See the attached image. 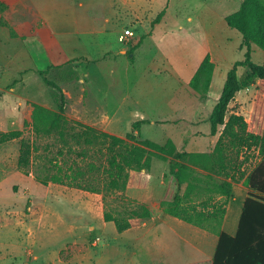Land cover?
<instances>
[{"label":"rangeland","instance_id":"374dc122","mask_svg":"<svg viewBox=\"0 0 264 264\" xmlns=\"http://www.w3.org/2000/svg\"><path fill=\"white\" fill-rule=\"evenodd\" d=\"M2 1L8 5V9L6 8L7 12L4 13V16L1 13L0 16L4 17L8 25L10 23L13 26L9 25V28L0 24V51L7 50L6 54L8 55L5 59L0 57V131L6 132L11 131L9 128L15 129L13 121L10 122V126L4 124L6 121L8 122L4 114L13 111V109L15 112L18 111L22 115L21 117L28 118V122H26L29 125L24 126L23 123L21 130L23 131L22 138L32 145L30 165L26 169L29 175L35 179L45 180L48 184H54L51 179L59 177L66 184L62 185L63 188L67 187V190L86 193L87 198L84 199V202H96V199L100 198L102 201L101 216L104 215V212H108L116 217H125L129 209L133 208L135 204H139V202L126 196L124 191L105 189L107 181L104 173L106 150L102 145L78 146L69 136L64 142L54 135L36 136L34 133L31 126L32 104H38L50 110H56L57 107L54 98V93L57 94L56 90L47 85L44 76L37 72L49 65L54 66V68L50 69L45 77L56 82L63 91L66 97L64 115L71 125L76 126V122H81L97 130L112 134L110 129L105 127L107 123L103 119V115L99 111L92 113V110L96 111L95 107L85 105L90 101L100 102L98 95L101 93L99 92L101 88H105L107 85L100 81V79L103 81L106 79L105 77L100 78L101 74H95L93 71L95 74V78H93L86 73L88 68L90 70L95 68L119 79L120 83L112 82V84L122 88L123 92L134 90L136 94L143 91L147 98H154V103L163 107V114H160L159 108L156 109L158 112L145 114L148 119L150 118V123H145L140 128V133L137 136L138 141L149 139L164 144L166 140L171 139L177 149L211 151L219 134L210 136L207 119L219 97L220 92L218 91L223 86V79L227 71L223 75H219V72L225 70L228 64H230V69L233 65L231 62L244 58V49L240 51L237 48L238 45H235L237 37H241L235 29L228 28L231 31V40L228 45H224L226 58L219 63L218 74L212 83L211 99L202 102L193 90L184 85L179 87L177 80L175 81L176 75H179L189 82L201 62L197 63L198 58H194L200 53L197 46L202 43L205 36L208 38L209 33L207 35L200 30L202 27L199 24L194 25L189 32L178 31L177 29H174V32H164L162 31L164 28L156 27L151 36L148 37L150 34H147L146 30L151 28L149 24V20L152 18L151 14L142 12L141 16L137 18L141 27L136 26L134 19H131L132 24L125 23L124 26V18H122V14H118L121 9L119 0H115L112 6L108 4L107 0H33L46 7L43 9V18L35 12L31 2L17 1L18 4L15 6L10 0ZM241 1L178 0L177 4H188L190 9L194 11H202L203 4H205L206 13H215L213 15L218 16L232 13V10L238 8ZM80 2L82 5L79 4ZM24 10L29 12V15H23L21 12ZM121 11L123 10L121 9ZM106 19H109L110 22L106 23ZM14 21L21 24L16 25ZM12 32L16 33V37L21 36L22 38L13 39L11 37ZM129 32L133 33L132 37H129ZM119 34L124 37L121 42L118 40ZM24 37H29L27 41L25 39L24 43L28 46L24 44L25 49L18 45L22 43ZM86 38L91 43L100 44L101 49H103L102 45L110 46L112 50L110 58L107 57L96 65H90V62L84 57L67 58L69 54L63 45L76 43L80 39V42L84 44ZM119 45L126 49V54L123 55L116 49ZM41 47H43V52ZM36 48L40 50V59L36 56V51L39 52ZM26 51H28L29 57L26 56ZM131 55L134 56V60L127 65L126 59ZM32 56L36 60H33ZM251 58L256 63H262L264 51L253 45ZM3 62L8 63L5 65ZM149 64L152 65L150 68L154 76L148 75L149 73L146 72ZM110 68L113 70L112 73H110ZM246 71L247 68L239 67L237 71L239 78ZM86 75L90 77V80L87 79ZM260 83V80L256 79L254 84L239 91L228 105L227 116L230 114L242 116L249 124L250 130L255 129L251 126L254 108L264 109V90H260ZM91 92V97H88V93ZM96 92L99 94L97 95ZM111 94L117 95L118 90L115 89ZM98 104L95 103L99 106ZM97 110L101 109L97 107ZM15 115L17 116V113ZM127 116L131 117L130 114ZM160 117L166 119L161 118L162 120H160ZM153 120L158 121L152 124ZM111 131L116 132L112 135L125 137L123 130L115 128ZM19 146L20 138L9 144L0 145L1 216L8 210V206L5 207L4 204L9 203L10 194L14 195L19 185L15 182V173H20L17 167V158H15V150L17 149L19 154ZM227 153L230 162L229 171L235 179L232 181L230 197H218L217 199L224 202L225 208L228 210V218L237 222L239 218L238 208L240 209L242 206L248 192L246 177L261 162L262 155L254 148L237 145L230 146ZM152 160L161 161L156 157ZM77 184L93 186L99 189V192L92 193L83 188H77ZM28 186H30L31 194L34 196L41 194L39 188L42 185L28 184ZM130 192L138 195L143 193V190L131 188ZM26 200L24 198V202ZM59 200L61 201L59 208L65 218L76 222L84 219L80 206L78 208L75 205L71 206L69 199L63 201L64 198H60ZM140 204L146 203L140 202ZM27 205H30V201ZM11 219H13L12 216L8 225L13 227L14 221ZM93 223L97 233H93L85 247L79 243L75 245L76 248L72 249V252H78V256L79 254L82 256L79 261H82L83 264H130L131 261H135L130 250L138 244L139 240L136 244L135 240L142 233V230L132 229L130 232L119 233L114 223H109L105 229L97 221H93ZM11 234L13 233L9 228L0 232V264H20L19 261H23L22 257L15 261L5 255V252L11 253L12 250H18L11 246L12 242H15L12 240ZM95 236L100 237L101 241L98 244H93ZM46 244L49 251L52 244ZM66 250L71 252L70 248ZM86 253H92L93 259L84 263ZM205 256L200 255L198 258L203 259ZM34 264L41 263L34 262Z\"/></svg>","mask_w":264,"mask_h":264},{"label":"trees","instance_id":"16d2710c","mask_svg":"<svg viewBox=\"0 0 264 264\" xmlns=\"http://www.w3.org/2000/svg\"><path fill=\"white\" fill-rule=\"evenodd\" d=\"M6 8V3L0 0V13ZM162 14L163 11L155 21ZM225 22L240 33V49H244V58L235 61L227 71L219 97L209 113V134H219L209 152L177 149L171 139L164 144L149 139L138 141L140 128L148 120L133 122L124 138L81 122L73 126L64 115L66 97L63 91L56 82L45 77L54 66L37 71L44 76L45 83L56 90L54 98L57 107L50 110L32 104L31 126L34 133L36 136L54 135L64 142L69 136L78 146L102 145L106 150V190L122 192L127 187L144 189L149 184L152 159L156 157L167 162L168 171L160 200L161 212L218 236L210 259L185 264H264V109L254 108L251 122L254 130L249 129L242 116H227L228 105L235 95L254 84L256 79L261 82L260 90H264V61L256 63L251 58L253 45L264 51V0H242L238 9L225 17ZM0 24L10 28L3 16H0ZM11 37H16V33L12 32ZM239 67L247 68L241 78L237 73ZM213 71L214 63L206 54L188 82L202 102L208 99ZM28 125L25 121L24 126ZM22 133V130L0 131V144L20 138L17 167L28 174L26 169L30 165L32 145L22 138ZM234 145L256 149L262 155V160L246 177L248 192L239 213L237 231L230 235L221 229L226 208L224 202L217 198H228L232 192L235 177L229 171L227 150ZM36 179L43 185L47 184L45 180ZM51 180L66 185L59 177ZM76 187L92 193L99 192V189L89 185L77 184ZM153 214L150 207L139 203L129 209L125 217H116L108 212H104L103 216L105 221L113 222L117 232L121 233L131 227L130 219H148Z\"/></svg>","mask_w":264,"mask_h":264},{"label":"crops","instance_id":"0c3cea01","mask_svg":"<svg viewBox=\"0 0 264 264\" xmlns=\"http://www.w3.org/2000/svg\"><path fill=\"white\" fill-rule=\"evenodd\" d=\"M10 1L13 2V5L15 6L18 4L17 1L31 2L30 4L34 7L35 12L43 18V9L46 7L42 4L33 0ZM107 1L108 4L112 6L115 0ZM119 2L123 11L120 12V9L118 14H122V18H124V26L125 23L132 24L133 22L131 19H134L136 26L141 27L137 18L141 16L142 12L145 14H151L152 18L149 20L151 30H146L147 34H150L148 37L151 36L156 27L164 28V30H162L164 32H174V29L189 32L196 24H199V26L202 27V29H199L204 31L205 34L208 35L209 33L208 38L205 36L202 43L198 44L197 48L200 53L194 58H198L197 63H199L202 61L201 59L208 54L211 61L214 63V71L207 99L210 100L213 89L212 83L218 74L219 63L226 58L224 45H228L231 40V31L228 29L230 27H228L225 22V17L228 14L215 16L213 15L215 13H206L205 11L207 10L205 4H203L202 11H194L190 9L188 4H177L178 0H119ZM146 2L147 6L145 7ZM79 4L82 5V2ZM7 9L2 13L3 16L4 13L7 12ZM237 9L238 8L233 9L232 11L234 12ZM162 11L163 14L160 19L155 21V17H157ZM21 13L24 15L29 12L27 13L24 10ZM114 13L116 14L115 11ZM154 15L156 16L154 17ZM168 17H170V20H168ZM195 20H198V22H195ZM106 21V23L110 22L109 19H106ZM14 23L16 25L21 24L18 21H14ZM9 25L11 24L9 23ZM120 35L121 34H119V36ZM17 37L20 39L22 38L21 36ZM17 37H14L13 39H17ZM27 38L29 39V37H24L22 39V43L18 45L24 47L25 49L24 42L25 39L27 41ZM80 40L70 45H63V48H65L69 54L67 58L75 59L84 57L90 62V65L100 64L107 57L110 58V52L112 51L110 46L102 45L103 49H101L99 47L100 44L98 45L95 42L91 43L88 38L85 39L86 42L84 44L81 43ZM241 40V37H237V42L235 44L238 45L237 48L240 51L243 50L240 49ZM12 44L14 45L15 43ZM22 47L21 49L23 50ZM41 49L43 52V47H41ZM116 49H118L123 55L127 52L122 45H119ZM6 51L7 50L0 51L1 58H7L8 55L6 54ZM26 52L28 53V51ZM27 53L26 56L29 57V53ZM133 55L126 59L127 65H129L130 62H133ZM36 56L40 59V50L39 52L36 51ZM32 57L33 60H36L34 56ZM7 63L8 62H3L5 65ZM35 63L38 62L35 61ZM77 63L80 64V62ZM229 65L230 64L227 65V70H220L219 75H223L225 71H228L230 67ZM151 66V64L148 65L146 72L149 73L148 75L154 76V73H152L150 68ZM110 69V73H112L113 70L112 68ZM93 71L95 74H101L100 78L105 77V81L101 79L100 81L102 83H106L107 85H104L105 88H101V91L99 92L101 94L96 92L97 95L99 94L98 96L100 97V102L97 101L98 99L96 100L97 102L89 100L90 102H87L85 105L87 107H95L94 109H96V111L92 110V113H97V111H99L103 115V119H105L107 123V126L105 127L108 130L110 129L112 134L116 133L111 131L115 128L125 131L124 133L126 134L131 130L132 123L135 121H150V118L148 119L145 114L158 112L156 110L157 108H159L160 114L164 113L163 107L154 103V98H147L146 93L143 94V91L137 92L136 94L134 90L131 92H123L122 88L120 89V87H116L112 84V82L120 83L119 79H116L114 76L108 75L95 68L91 70L88 68L86 73L95 78ZM88 75H86V77L90 80ZM176 76L177 79H175V81L177 80V85L179 87L184 85L187 88H190L187 80L183 79L179 75ZM225 78L223 81H225ZM115 89L118 90V94L113 96L111 93H113ZM218 92H221V90ZM88 94V97H91L92 92ZM95 103H99V106L95 105ZM81 106H83L82 103ZM97 107L101 110H97ZM15 113H17V116ZM127 114H130L131 117L129 118ZM4 115L8 120V122L6 121L4 124L10 126V122L13 121L15 123V129L13 130H21L23 123L25 121L28 122V118L21 117L22 115H20L18 111L15 112V109L5 113ZM161 118L164 117H160L159 119L162 120ZM157 121L153 120L151 123L155 124ZM143 125L144 124H142V126ZM9 129L12 130V128ZM14 140L6 143L9 144ZM17 156L18 150L16 149L15 158H17ZM167 171V162L153 160L149 172V184L146 188L141 189L143 190V193L135 195L130 192L131 187H127L124 191L125 195L129 198L139 203L144 202L151 209H155L153 210L154 214L148 219H130L131 227L125 230V232H130L132 229L142 230V233L137 236V239L135 240V244L139 240L138 244L130 250L132 257L135 258V261H131L130 264H185L203 259H210L214 254L218 241V236L215 233L198 228L192 224L186 223L178 218L165 215L161 212L160 200L165 186ZM15 176V182L19 185L17 187V192L14 193V195L10 194L9 203H6V205L4 204L5 207L8 206V210H6L4 215H0V232L3 229L9 228L11 233H13L11 234L12 240H15V242H12L11 246L13 248L16 247L18 250H12L10 251L11 253L5 252V255L11 257L15 261L17 258L22 257L23 261H19L20 264H34V262L41 264H83L82 261H79L82 256L80 254L78 256V252H72V249L76 248L75 245L79 243L85 247L93 233H97L93 221H97L103 229L108 227L109 223H113L105 221L104 217L101 216V199H96V202H84V199L87 198L86 193H80L71 189L67 190V187L63 188L62 184L59 185V183H47L46 185H43L38 182L35 177L29 174L25 175L21 171L18 174L15 173ZM28 184H35V186H38V184L42 185L39 188L41 194L36 196L31 194L32 190ZM20 191H22L21 194H19ZM24 198L27 199L26 202H24ZM60 198H64L63 201H67V199H69L71 206L75 205L76 208L80 206V210L83 211L84 219L80 222H76L65 218V215L59 208L61 205V201L59 200ZM28 201H30V205H27ZM240 210L241 207L240 209L238 208L239 213ZM11 216L13 218L11 220L14 221L13 227L8 225V221H10ZM228 216V210H226L221 229L230 235H234L237 231L238 221L233 222L232 219L228 218ZM159 231L161 232L158 233ZM66 238H68V240H66ZM46 243L52 244L49 251ZM67 248H70L71 252L66 250ZM200 255L206 256L202 259L198 258ZM92 259L93 254L86 253L84 263L92 261Z\"/></svg>","mask_w":264,"mask_h":264},{"label":"built area","instance_id":"2783aa9c","mask_svg":"<svg viewBox=\"0 0 264 264\" xmlns=\"http://www.w3.org/2000/svg\"><path fill=\"white\" fill-rule=\"evenodd\" d=\"M132 36H133V33H132V32H129V37H132ZM119 40H120V41H123V40H124V37H123V36H120V37H119ZM99 241H100V237L97 236V237H95V239L93 240V243L97 244Z\"/></svg>","mask_w":264,"mask_h":264}]
</instances>
